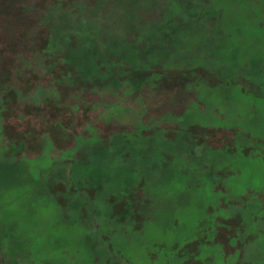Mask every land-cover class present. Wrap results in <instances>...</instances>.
I'll use <instances>...</instances> for the list:
<instances>
[{"label":"rangeland","instance_id":"rangeland-1","mask_svg":"<svg viewBox=\"0 0 264 264\" xmlns=\"http://www.w3.org/2000/svg\"><path fill=\"white\" fill-rule=\"evenodd\" d=\"M0 264H264V0H0Z\"/></svg>","mask_w":264,"mask_h":264},{"label":"trees","instance_id":"trees-1","mask_svg":"<svg viewBox=\"0 0 264 264\" xmlns=\"http://www.w3.org/2000/svg\"><path fill=\"white\" fill-rule=\"evenodd\" d=\"M123 41V40H122ZM122 41H121V43H122ZM123 47V46H122ZM130 51H132V50H130ZM121 52H122V48L121 49H119V53L121 54Z\"/></svg>","mask_w":264,"mask_h":264}]
</instances>
